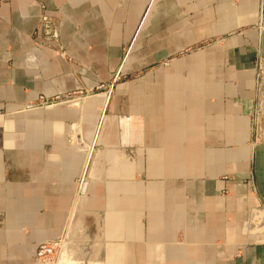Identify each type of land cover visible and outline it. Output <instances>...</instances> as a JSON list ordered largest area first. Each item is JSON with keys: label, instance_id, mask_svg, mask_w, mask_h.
Segmentation results:
<instances>
[{"label": "crops", "instance_id": "obj_1", "mask_svg": "<svg viewBox=\"0 0 264 264\" xmlns=\"http://www.w3.org/2000/svg\"><path fill=\"white\" fill-rule=\"evenodd\" d=\"M258 58L264 0H0V264H35L75 204L84 261L264 264Z\"/></svg>", "mask_w": 264, "mask_h": 264}, {"label": "rangeland", "instance_id": "obj_2", "mask_svg": "<svg viewBox=\"0 0 264 264\" xmlns=\"http://www.w3.org/2000/svg\"><path fill=\"white\" fill-rule=\"evenodd\" d=\"M40 33L45 38H52L53 37V33H51V32L50 33L48 32L49 35L43 33L42 32V27L40 29ZM58 47H59V49L57 51H58L59 55H62L63 54V51L61 50V47L60 46H58ZM134 76L135 75L122 76L119 73H117L114 76H112V78L109 80V83L108 84H105V85L101 84V85H99L98 88H96L93 92H90V91L89 92L82 91V93H81V92L77 91L75 93L69 94L68 97L65 98L66 100L65 99L64 100H61V102L62 103H64V102H74V101L81 102L82 101L81 99L88 98V97H92V96H99V95L104 94V93H108L107 94V99L109 100L110 97H112L113 92H114V88L113 87H115V85L118 82H121V81H124V80H132L134 78ZM104 97H106V96L104 95ZM40 100H44V99H40ZM53 100L54 101H48V103H45V100H44L45 106H49V105L52 106L54 104H57L56 102H59V101H57L58 99H56V98L53 99ZM106 107L104 109H103V107L100 108V111H99V123L102 120V118L104 116H106V112H107L106 111V109H107ZM82 178L83 179H81L80 181H78V187H77L78 190L79 189L81 190L80 187H81L82 183L84 182V176H82ZM77 206L78 205L75 204V207L73 208L74 210L72 211L71 215H73V217L75 216L74 217L75 220H81L77 216L79 212L78 213L75 212L76 214L74 213V211L77 210L76 209ZM80 208H81V206H80ZM73 217L70 216V218H68L67 225H66V228L64 230V233L62 234L61 237H59L57 240H55V241L62 240V243H63L62 244L61 251H60L59 256H58V260L57 261H53L52 263L51 262L46 263L44 261L45 264H68L67 262H65L66 259L63 258L65 255L68 256V259L71 260V262L72 261L73 262L74 261L75 262L77 261L78 264H84L85 262L87 264H90L89 262H100V263L105 262L104 264H107V263L108 264H117V261H115V259H114L113 256H111L108 259L107 258L104 259V261H102V262L101 261H84L83 260L84 259V250L83 249L85 247V242H84L85 241L84 229L83 228H79L78 225H77V228L75 227L76 224L74 225L73 224V221H72ZM102 236H104V235H102V233L99 234V230H98V232H94V234H90L89 237L91 239H93V240H96L97 242H100ZM70 238H71V240H70ZM113 238H115V234L113 235ZM113 238H111V240ZM72 241H73V243H71ZM44 243H51V242H44ZM113 244L116 247V244L115 243H113ZM107 252H108V250L105 251L104 255H106ZM111 253H114L116 255V253H117L116 248H115V250L111 251ZM60 255H61V257H60ZM80 255H82V257ZM104 258H105V256H104ZM59 259H60V261H59ZM34 262H35V264H44V262H42V261H39V262L34 261ZM120 263L122 264V261H120L119 264Z\"/></svg>", "mask_w": 264, "mask_h": 264}, {"label": "built area", "instance_id": "obj_3", "mask_svg": "<svg viewBox=\"0 0 264 264\" xmlns=\"http://www.w3.org/2000/svg\"><path fill=\"white\" fill-rule=\"evenodd\" d=\"M42 32L49 35V27L42 26ZM255 72L257 76V91L259 94H264V60L258 58L255 64ZM50 106V105H49ZM62 240L53 241L51 243H41L36 246L35 261L53 262L58 260L59 253L62 248ZM44 262V264H45Z\"/></svg>", "mask_w": 264, "mask_h": 264}, {"label": "bare ground", "instance_id": "obj_4", "mask_svg": "<svg viewBox=\"0 0 264 264\" xmlns=\"http://www.w3.org/2000/svg\"><path fill=\"white\" fill-rule=\"evenodd\" d=\"M83 188V187H82ZM81 192V191H80ZM73 216V215H72ZM81 220H83V219H85V217L82 215V214H79L78 213V215H77ZM75 217V216H74ZM111 220L112 219H110V220H108L107 219V221H109V222H111ZM103 221H105V220H103ZM112 222H113V220H112ZM108 223V222H107ZM100 224H98V227H100L99 226ZM102 226V225H101ZM105 227H107V226H105ZM104 227H102V229H103ZM101 229V228H100ZM114 230V229H113ZM101 230H99V234H101V232H100ZM102 232H104V231H102ZM113 235H114V233H111V234H109L108 235V239L110 240L111 238H113ZM100 236V235H99ZM106 240V239H105ZM108 246V245H107ZM114 248H116V250H117V248H118V246L116 245V247L114 246V244H110L109 246H108V248L106 249V251L108 250V252L106 253V255H105V259L107 258H110L111 256H113L114 257V259H115V261H117V259H118V257H119V254H118V252L116 253V255L114 254V253H111V251H113V250H115ZM64 256V255H63ZM63 258H65L66 259V261L65 262H67L68 264H78V262L76 263L75 261L73 262H71V260H69L68 259V256L67 255H65ZM62 259V258H61ZM64 259V260H65ZM63 260V261H64ZM59 261H60V259H59ZM102 262V261H101ZM119 262L120 261H117V264H119ZM90 264H104L105 262H102V263H100V262H89ZM84 264H87L86 262L84 263ZM108 264V263H107ZM121 264V263H120Z\"/></svg>", "mask_w": 264, "mask_h": 264}, {"label": "water", "instance_id": "obj_5", "mask_svg": "<svg viewBox=\"0 0 264 264\" xmlns=\"http://www.w3.org/2000/svg\"><path fill=\"white\" fill-rule=\"evenodd\" d=\"M60 257H61V255H60Z\"/></svg>", "mask_w": 264, "mask_h": 264}]
</instances>
